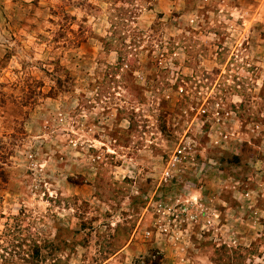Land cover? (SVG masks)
Masks as SVG:
<instances>
[{
	"label": "rangeland",
	"instance_id": "1",
	"mask_svg": "<svg viewBox=\"0 0 264 264\" xmlns=\"http://www.w3.org/2000/svg\"><path fill=\"white\" fill-rule=\"evenodd\" d=\"M0 264H264V0H0Z\"/></svg>",
	"mask_w": 264,
	"mask_h": 264
}]
</instances>
